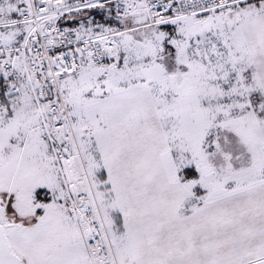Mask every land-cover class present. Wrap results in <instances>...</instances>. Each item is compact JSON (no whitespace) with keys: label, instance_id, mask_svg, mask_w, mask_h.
Here are the masks:
<instances>
[{"label":"snow or ice","instance_id":"1","mask_svg":"<svg viewBox=\"0 0 264 264\" xmlns=\"http://www.w3.org/2000/svg\"><path fill=\"white\" fill-rule=\"evenodd\" d=\"M0 264H264V0H0Z\"/></svg>","mask_w":264,"mask_h":264}]
</instances>
